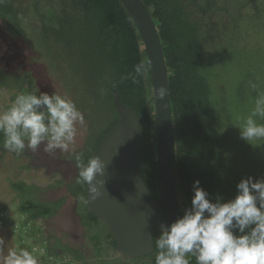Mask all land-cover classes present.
Returning <instances> with one entry per match:
<instances>
[{"label":"trees","instance_id":"1","mask_svg":"<svg viewBox=\"0 0 264 264\" xmlns=\"http://www.w3.org/2000/svg\"><path fill=\"white\" fill-rule=\"evenodd\" d=\"M142 1L157 26L168 69L176 141L177 194L181 210L191 206L193 184L197 180L212 202L217 197L227 202L236 196V186L244 177L239 170L238 160L226 151L230 143L228 138L216 125L212 88L204 72L212 67L214 61L208 56L204 57L207 54L204 50L205 39L194 18L195 6L198 13H215L223 9L232 15L228 6L238 10L256 0ZM220 2L228 6L223 7ZM39 5L38 2L36 9L42 17L39 34L43 41L54 43L61 52L72 54L74 68L78 70L76 74L82 76L87 92L103 106L101 115L108 114L106 109L112 114L107 127L97 136L96 130L93 131L96 126L90 123L87 143L93 142L86 143L82 151L85 161L94 155L102 138L119 123L120 117L114 105L116 91L121 102L131 107L141 120L143 177L150 192L158 198V142L153 79L145 44L134 20L121 0H47L45 6ZM22 19L23 11L16 0H0V20L9 29L13 28L14 34L22 31ZM140 62H144L146 71L142 76H137L134 67ZM27 77L32 80V75ZM0 147L4 149L2 134ZM76 179L69 189L77 200V208L87 201L85 206L89 216L83 218L81 213L82 222L91 221L93 226L100 227L99 231H107L102 247L107 245L106 248H113L120 256L117 242L107 226L89 209L87 185L77 184ZM13 186L26 190L19 206L20 213L27 219L25 226L53 215L54 212L45 204L25 198V192L31 188L19 183ZM81 196L83 200L78 198ZM34 227L26 236L41 238V232ZM159 234L157 229L154 232V245ZM65 250L73 256L72 262L83 261L86 264L80 248L66 246ZM66 251L61 249L60 254H68ZM157 251L155 247V252L147 257L150 264H155ZM189 260L190 264H196L195 257H189ZM109 263L114 262L106 264Z\"/></svg>","mask_w":264,"mask_h":264},{"label":"rangeland","instance_id":"2","mask_svg":"<svg viewBox=\"0 0 264 264\" xmlns=\"http://www.w3.org/2000/svg\"><path fill=\"white\" fill-rule=\"evenodd\" d=\"M16 1L23 11L22 31L14 34V29L0 20V110L10 106L18 94L39 88L73 101L84 116V124L77 125L75 142L67 151L46 153V142L35 152L26 147L20 155L0 147V237L17 249H35L39 264H84L72 262L73 256L65 250L66 246L80 248L86 264H150L147 257L151 255L127 259L117 256L107 245L102 247L107 231H99L100 227L93 226L91 221L82 222L81 213L87 218L89 212L85 201L77 208V200L70 193L69 186L78 175L72 155L84 150L90 123L96 126L93 131L97 136L107 127L112 114L106 109L108 114L101 115L103 106L87 92L82 76L76 74L72 54L61 52L54 43L41 38L42 17L36 6L38 2L45 6L47 0ZM228 8L232 15L223 9L198 13L195 6L194 18L203 32L208 54L204 57L214 61L204 72L212 88L216 125L230 142L226 146L228 155L238 160L244 179H261L264 140L249 143L241 138L238 127L241 118L254 107L257 91H264V0L250 1L238 10ZM27 75H32V80ZM250 81L258 85L257 91L249 87ZM18 183L31 188L25 192V198L45 204L53 215L25 226L27 219L19 206L26 190L16 189L13 185ZM33 227L41 232V238L26 236ZM61 249L68 254L61 255Z\"/></svg>","mask_w":264,"mask_h":264},{"label":"clouds","instance_id":"3","mask_svg":"<svg viewBox=\"0 0 264 264\" xmlns=\"http://www.w3.org/2000/svg\"><path fill=\"white\" fill-rule=\"evenodd\" d=\"M134 70L142 76L144 62ZM249 87L258 89L252 81ZM166 92L165 87L159 88L161 98ZM257 118L264 120V91H257L254 107L238 127L241 138L249 143L264 140V123ZM78 124H84V116L73 101L39 88L18 94L10 106L0 110L3 148L16 155L26 147L35 152L45 142L46 153L67 151L75 142ZM72 158L78 169L75 182L87 185L94 199L99 191L93 181L103 174V161L96 154L85 161L83 152L73 153ZM236 187L234 198L222 202L217 197L212 202L199 180L195 181L191 206L170 225H160L155 264H190L189 257H195L196 264H264V178L241 179ZM0 264H39V259L35 249H17L0 237Z\"/></svg>","mask_w":264,"mask_h":264},{"label":"water","instance_id":"4","mask_svg":"<svg viewBox=\"0 0 264 264\" xmlns=\"http://www.w3.org/2000/svg\"><path fill=\"white\" fill-rule=\"evenodd\" d=\"M134 20L148 54L157 120L158 198L143 177L141 120L114 92L120 120L100 141L96 154L104 164L103 174L93 181L99 195L86 189L91 213L102 221L117 242L120 256L137 259L155 252L154 232L183 215L176 180V141L173 126L169 76L157 26L142 0H121ZM167 90L159 96V88ZM103 183H100V182Z\"/></svg>","mask_w":264,"mask_h":264}]
</instances>
